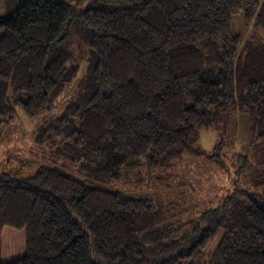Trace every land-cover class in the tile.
Returning a JSON list of instances; mask_svg holds the SVG:
<instances>
[{
  "label": "trees",
  "instance_id": "trees-1",
  "mask_svg": "<svg viewBox=\"0 0 264 264\" xmlns=\"http://www.w3.org/2000/svg\"><path fill=\"white\" fill-rule=\"evenodd\" d=\"M9 1L0 135L18 111L41 121L33 141L46 161L0 170V264H264L262 193L237 191L175 224L164 202L96 185L142 165L148 186L169 188L199 131L222 132L236 109L264 147V41L232 28L241 14L264 30V0H90L76 24L64 0ZM70 32L88 40L91 71L52 116L79 71Z\"/></svg>",
  "mask_w": 264,
  "mask_h": 264
},
{
  "label": "rangeland",
  "instance_id": "rangeland-1",
  "mask_svg": "<svg viewBox=\"0 0 264 264\" xmlns=\"http://www.w3.org/2000/svg\"><path fill=\"white\" fill-rule=\"evenodd\" d=\"M64 1L70 3L75 10V24L80 11L93 4L90 0L81 3ZM10 5L12 2L9 0H0V16ZM75 24L71 29H75ZM232 28L245 40L264 41L263 28H247L241 14L234 16ZM81 35L70 32L73 40L70 47L73 48L74 62L79 71L64 94L56 100L52 116L63 111L80 87L81 81L87 79L91 71L92 60L87 52L89 42L80 40ZM36 122L22 111H18L15 124L4 129L2 133L5 135H0V170L27 174L34 172L40 162L46 161V152L34 145ZM40 123L41 121L37 122L38 125ZM251 125V116L246 111L236 109L229 114L222 132L202 128L199 131L198 149L187 153L181 161L175 163L167 189L157 188L153 183L148 186L142 165L136 166L137 168L126 176L127 179L124 176L118 181L114 180L108 184L97 182L96 185L124 192L128 196L164 202V205L168 204L167 218L175 224L185 223L197 217L206 207L219 205L225 197L237 191L238 195L240 191L264 194V147L253 143ZM219 141L222 142V147L216 149ZM210 155L213 157L210 158ZM52 160L62 169L67 165L64 160H59V157H52ZM75 174H80L78 169ZM239 198H244V195ZM216 242L217 236L209 244V249Z\"/></svg>",
  "mask_w": 264,
  "mask_h": 264
}]
</instances>
